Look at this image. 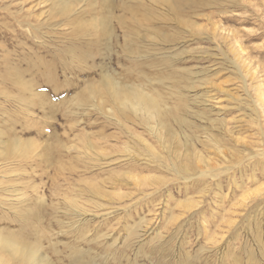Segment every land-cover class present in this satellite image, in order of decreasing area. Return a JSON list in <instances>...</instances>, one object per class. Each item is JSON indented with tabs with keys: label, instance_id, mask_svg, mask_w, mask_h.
<instances>
[{
	"label": "rangeland",
	"instance_id": "1",
	"mask_svg": "<svg viewBox=\"0 0 264 264\" xmlns=\"http://www.w3.org/2000/svg\"><path fill=\"white\" fill-rule=\"evenodd\" d=\"M166 1L0 0L1 237L49 264L81 233L94 264H264V0Z\"/></svg>",
	"mask_w": 264,
	"mask_h": 264
},
{
	"label": "bare ground",
	"instance_id": "2",
	"mask_svg": "<svg viewBox=\"0 0 264 264\" xmlns=\"http://www.w3.org/2000/svg\"><path fill=\"white\" fill-rule=\"evenodd\" d=\"M24 1V0H23ZM58 1H63V6L60 7V16H65V15H70L72 11L70 8V3L71 1H76V3H85L86 0H58ZM153 3L155 4H166L168 7L171 6V4L166 1V0H151ZM17 2V1H16ZM30 2V1H29ZM13 3V2H12ZM18 3V2H17ZM16 3V4H17ZM21 3V2H20ZM14 4V3H13ZM60 4V3H59ZM81 5V4H79ZM89 5V4H88ZM3 6V5H2ZM5 6V5H4ZM73 6V5H72ZM8 6H6L7 8ZM15 7V6H14ZM18 7V6H17ZM3 8V7H2ZM5 8V9H6ZM13 8V7H12ZM56 9V8H55ZM3 10V9H2ZM14 11V10H13ZM8 12V11H7ZM14 13V12H11ZM16 13V11H15ZM73 14V13H72ZM18 15V14H16ZM12 17V16H11ZM15 19V18H14ZM17 19V18H16ZM106 22V21H105ZM20 26L22 27V23L23 21H18L17 22ZM14 24V22H13ZM40 24V23H39ZM102 25H106V24H102ZM101 25V26H102ZM63 27V26H62ZM17 28V27H16ZM28 28V27H27ZM59 28V27H58ZM110 28V27H109ZM31 29V28H30ZM73 29V28H72ZM104 29V28H103ZM107 29V27H106ZM17 30V29H16ZM105 31V30H104ZM27 32V31H26ZM107 32V31H106ZM111 33V32H110ZM38 34V33H37ZM109 37V36H108ZM37 40V39H36ZM8 73V72H7ZM10 81V80H9ZM178 80H176L175 82H177ZM103 84V89L104 91H99L97 88H93L90 93L93 96H99L100 97L104 94L107 95V98H111L114 99L115 101H118V103L121 105V109L123 110H130L131 113H134L135 115H140V114H144L143 119H153V122L157 123V127H151V130L153 129L154 132L155 130H157V128H159V130H163L164 132H166V130L168 131V126H166V120H164V118L161 116L160 112L158 111V104L156 103V100L150 96L147 95V93H144L142 91H139L136 88H131V89H127V88H122L121 86H117L115 85V83H113L111 80L104 78V80L102 81ZM13 84V83H12ZM22 84V83H21ZM179 84V83H177ZM120 85V84H119ZM173 87V86H172ZM17 89V88H16ZM14 90V89H13ZM15 91V90H14ZM172 95V94H171ZM161 98V97H160ZM113 100V101H114ZM105 101V100H104ZM103 98L101 99V104L103 105ZM112 103V102H111ZM107 107V106H106ZM113 110V109H112ZM109 111V110H107ZM111 111V110H110ZM114 111V110H113ZM116 111V110H115ZM119 111V110H118ZM122 112V111H121ZM130 113V112H129ZM124 116V115H123ZM126 116V115H125ZM141 118V117H140ZM142 119V120H143ZM177 119V118H176ZM172 120V119H171ZM181 120V119H180ZM152 122V121H150ZM156 125V124H154ZM160 126V127H158ZM170 128V127H169ZM162 131V132H163ZM169 132V131H168ZM167 132V133H168ZM169 134V133H168ZM20 145V144H19ZM16 146V147H15ZM15 148L13 147V149L16 150L17 144H15ZM27 146V145H26ZM29 146V145H28ZM7 147V146H6ZM9 147V146H8ZM7 148H4V152L0 151V158H2V161H5L6 158L9 155V152ZM22 148V147H21ZM26 148V147H24ZM10 150V149H9ZM18 150V149H17ZM23 150V149H22ZM30 150V149H29ZM12 152V151H11ZM18 152V151H16ZM21 152V151H20ZM23 153V152H22ZM25 153V150H24ZM27 153V152H26ZM17 154V153H15ZM28 156V155H27ZM17 157V156H16ZM23 157V155H22ZM13 158V157H12ZM26 158V157H25ZM14 160V159H13ZM16 160V159H15ZM202 176H208V174L206 173H201V177ZM217 175H213V177H216ZM185 181H188V178H184ZM37 189V188H36ZM2 192V191H1ZM9 192V191H8ZM7 192V193H8ZM15 193V192H14ZM11 194V193H10ZM5 199V200H4ZM28 199V198H27ZM3 202H2V197H0V207L1 209L4 207L11 206L10 201H8L9 199L7 198H3ZM16 200V199H15ZM29 201V199H28ZM40 201V200H39ZM37 202V201H36ZM74 202V201H73ZM23 202H20L19 204H21ZM38 204V202H37ZM17 205V204H16ZM15 207V206H14ZM20 209V208H19ZM13 211H15L16 209H11ZM18 211V210H17ZM11 212V211H10ZM20 212V211H19ZM21 215V214H20ZM35 217V216H34ZM33 217V218H34ZM38 218V219H37ZM39 216H36V220L37 223L40 220ZM24 218H22L21 220H23ZM47 235H48V241H53L55 239V241H57L59 236H69L72 235L75 231V227L73 226V224H66V226L64 227H60L59 229H46L43 230ZM36 234V233H35ZM39 234V233H38ZM38 234H36V236L38 237ZM100 237V236H99ZM39 238V237H38ZM42 239V238H40ZM39 239V240H40ZM72 241V246H71V251L72 254L69 258V264H94L93 262V258L89 255L88 251H84V249H79L77 246L79 243H87V233H81L79 237L74 236L73 239H71ZM37 242V240H36ZM35 244V243H33ZM33 244H23L14 240H10L9 238H4L3 236L1 237L0 235V264H10V263H14V264H49V262L47 261V255L44 256L43 254H41L39 252V247L40 246H35ZM43 247V246H42ZM57 256V255H55Z\"/></svg>",
	"mask_w": 264,
	"mask_h": 264
}]
</instances>
